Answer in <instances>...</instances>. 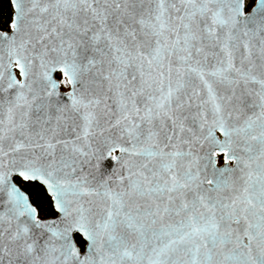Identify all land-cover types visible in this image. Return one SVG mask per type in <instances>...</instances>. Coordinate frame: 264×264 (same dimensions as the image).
Instances as JSON below:
<instances>
[{
	"label": "snow or ice",
	"instance_id": "snow-or-ice-1",
	"mask_svg": "<svg viewBox=\"0 0 264 264\" xmlns=\"http://www.w3.org/2000/svg\"><path fill=\"white\" fill-rule=\"evenodd\" d=\"M9 4L0 264H264V0Z\"/></svg>",
	"mask_w": 264,
	"mask_h": 264
},
{
	"label": "trees",
	"instance_id": "trees-1",
	"mask_svg": "<svg viewBox=\"0 0 264 264\" xmlns=\"http://www.w3.org/2000/svg\"><path fill=\"white\" fill-rule=\"evenodd\" d=\"M250 5L255 3V0H248ZM11 14V8L9 0H0V28H3L6 22L9 20ZM59 76V74H58Z\"/></svg>",
	"mask_w": 264,
	"mask_h": 264
},
{
	"label": "water",
	"instance_id": "water-1",
	"mask_svg": "<svg viewBox=\"0 0 264 264\" xmlns=\"http://www.w3.org/2000/svg\"><path fill=\"white\" fill-rule=\"evenodd\" d=\"M255 4V3H254ZM254 4L252 5V6H254ZM57 76H58V74H57ZM115 165V162L114 161H110V159H106L104 162H103V166H104V168H106V169H109L110 170V168L112 167V166H114Z\"/></svg>",
	"mask_w": 264,
	"mask_h": 264
},
{
	"label": "flooded vegetation",
	"instance_id": "flooded-vegetation-1",
	"mask_svg": "<svg viewBox=\"0 0 264 264\" xmlns=\"http://www.w3.org/2000/svg\"><path fill=\"white\" fill-rule=\"evenodd\" d=\"M220 159H221V162H222V156L220 157Z\"/></svg>",
	"mask_w": 264,
	"mask_h": 264
}]
</instances>
